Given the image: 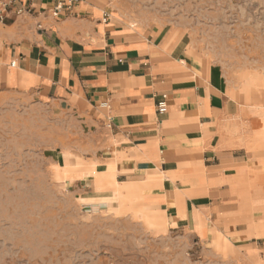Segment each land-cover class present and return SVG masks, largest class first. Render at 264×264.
<instances>
[{
  "label": "crops",
  "instance_id": "0c3cea01",
  "mask_svg": "<svg viewBox=\"0 0 264 264\" xmlns=\"http://www.w3.org/2000/svg\"><path fill=\"white\" fill-rule=\"evenodd\" d=\"M56 2L0 0V105L15 95L66 128L54 182L92 214L199 242L206 264H264V106L186 22Z\"/></svg>",
  "mask_w": 264,
  "mask_h": 264
},
{
  "label": "rangeland",
  "instance_id": "374dc122",
  "mask_svg": "<svg viewBox=\"0 0 264 264\" xmlns=\"http://www.w3.org/2000/svg\"><path fill=\"white\" fill-rule=\"evenodd\" d=\"M107 1L127 15L186 22L240 83L238 97L259 105L243 87L264 82V0ZM7 100L0 105V264H206L199 242L84 208L47 164L66 128L49 108L15 95Z\"/></svg>",
  "mask_w": 264,
  "mask_h": 264
},
{
  "label": "built area",
  "instance_id": "2783aa9c",
  "mask_svg": "<svg viewBox=\"0 0 264 264\" xmlns=\"http://www.w3.org/2000/svg\"><path fill=\"white\" fill-rule=\"evenodd\" d=\"M79 0H57L52 13L54 15H58L62 11L71 8L74 4L78 3ZM25 9L23 7L18 8V13H23ZM1 19H5V16L2 15ZM107 102H103L102 106H107ZM157 109L159 113H165L168 110V103L166 96L164 95L161 99L157 102Z\"/></svg>",
  "mask_w": 264,
  "mask_h": 264
},
{
  "label": "bare ground",
  "instance_id": "6f19581e",
  "mask_svg": "<svg viewBox=\"0 0 264 264\" xmlns=\"http://www.w3.org/2000/svg\"><path fill=\"white\" fill-rule=\"evenodd\" d=\"M264 91V82H260L258 80H247L244 83V87H243V92L244 94H246V96L251 99V101H254L255 103L264 106V101L259 98L258 94L254 93L253 96H251L250 94H248L249 91ZM60 179V176H59ZM127 211V210H126Z\"/></svg>",
  "mask_w": 264,
  "mask_h": 264
}]
</instances>
